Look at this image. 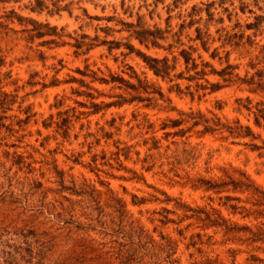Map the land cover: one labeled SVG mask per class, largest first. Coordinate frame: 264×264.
<instances>
[{
    "label": "rangeland",
    "instance_id": "rangeland-1",
    "mask_svg": "<svg viewBox=\"0 0 264 264\" xmlns=\"http://www.w3.org/2000/svg\"><path fill=\"white\" fill-rule=\"evenodd\" d=\"M42 2L0 0V264H264V0Z\"/></svg>",
    "mask_w": 264,
    "mask_h": 264
},
{
    "label": "trees",
    "instance_id": "trees-1",
    "mask_svg": "<svg viewBox=\"0 0 264 264\" xmlns=\"http://www.w3.org/2000/svg\"><path fill=\"white\" fill-rule=\"evenodd\" d=\"M43 5V2L42 0H34V5L31 7V9H40V6ZM11 14L15 15V13L13 11H9ZM15 18H17V20H20V17L18 15H15ZM246 28H256V24H247L246 25ZM195 39H198V40H201L200 38V31L198 28H195ZM241 34L242 32H240V35H228L227 33H224L223 35H219V39H220V45L219 47H223L224 45H228L230 46L231 49H236V48H239V47H242L244 46L245 44L243 43H240V41H236L235 39H233L234 37H241ZM247 37V36H246ZM138 39V41L141 43V42H144L146 41V39L148 38L146 35H144L143 37L141 36H137L136 37ZM248 39V37H247ZM152 44L153 41H150ZM201 42V46L204 47V42L203 41H200ZM249 45V43H248ZM216 47H214L212 49V51L209 53V56L210 57H215L216 56ZM227 54H228V51L225 52V58L227 57ZM179 55L181 56L182 58V62L184 63V65H187L188 61H189V57H188V53L184 50V49H181L179 51ZM143 60H145L146 62V66L148 67L149 70H151V72L155 75V76H165L169 70V66L167 65L166 63V59L165 58H161V59H156V58H147V57H144L143 56ZM191 66L192 68H195V65L194 63H191ZM208 66V65H207ZM229 65L227 64L225 67H228ZM247 66L252 69V73L251 75L249 76V79L247 81V84H254L255 87H258L259 89H263L264 90V51L262 50V48H260V50L258 51V53L252 57H250L247 61ZM223 67L221 70L219 71H214L217 75L219 76H222V74L224 73V68ZM77 72H79V70H77ZM177 76H179V74H177ZM110 79L113 81V80H117L118 82H121L123 83L124 85H130L132 86L131 84H128L126 83L127 81H125L123 78L121 77H117V76H111ZM100 82H107L104 78H99L98 79ZM210 87L209 88V91L210 92H213V91H216L218 90L220 87L219 85L215 84V83H210L209 84ZM204 88V87H202ZM9 94L3 92V91H0V112H5L6 110H8V106L11 104V99L9 98ZM256 113L254 115V123L256 125H259V120L261 119L263 122H264V109L262 108H257L256 110ZM0 118H2V115H0ZM212 120V124L213 125H217L218 122H217V118L215 120L211 119ZM204 122H208L207 120H205ZM228 132L230 133H233L235 132V134L237 135H240V134H243L244 136L245 135H249L250 134V130L248 127H244V130H242V133L240 132V129L242 128L241 126H234V127H231V126H228V125H225L224 126ZM203 130L204 131H213L214 128L212 127H209L207 125H204L203 127ZM233 188L235 186H237V184H239V186H251V184H244V183H241V182H233ZM255 188V187H254ZM256 190V189H254ZM263 194V192H262Z\"/></svg>",
    "mask_w": 264,
    "mask_h": 264
}]
</instances>
